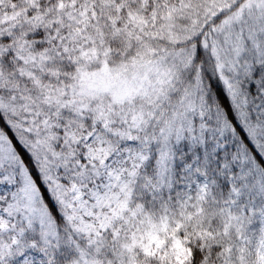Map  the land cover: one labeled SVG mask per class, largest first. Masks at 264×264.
<instances>
[{
	"label": "trees",
	"instance_id": "1",
	"mask_svg": "<svg viewBox=\"0 0 264 264\" xmlns=\"http://www.w3.org/2000/svg\"><path fill=\"white\" fill-rule=\"evenodd\" d=\"M189 1L131 0L129 3V0H0V18L7 23L15 17L18 21L25 14L34 20L35 28L30 41H19L30 45L26 52L34 60V80H39L42 86L56 89L70 85L85 71L93 72L86 78L98 75L101 66L100 50H106L104 52L107 54V51H112L116 60L121 52L125 53L129 58L127 64H123L125 66L130 63L133 55L144 56L149 60L163 55L167 51L166 40L172 35L167 33L168 29L163 24L172 17V13L179 16L178 4L182 6ZM190 23V18L187 21L178 17L176 25L182 27ZM172 30L174 32L175 28L172 27L170 32ZM0 40V46L6 48L9 44L6 42L9 41L3 38ZM246 45L248 51L242 57V60L245 59L244 65L230 77L216 70L217 61L213 56L208 62H204L201 54L195 57L188 70L192 74L191 79L187 77L186 69L177 65L175 79L168 87L171 91L169 89L167 94L150 95L147 99H136L133 102L136 110L141 108L140 111L150 112L152 116L149 118L147 132L138 131L136 135L131 134L129 139L143 137L144 140L156 141L161 139V132L165 137L183 136L181 129L193 126V117L203 114L209 117L213 128L220 117L230 122L231 126L225 131V136L235 129L239 145L237 152H229V156L236 155V163L247 166L249 161L257 157V152L264 155V143H258V138L264 136V118L250 119L248 108L245 107V104L250 106L253 103L247 85L252 81L254 73L260 70L264 79V52L257 53L256 45ZM154 51L155 54H148ZM8 57H11V67L10 72L5 74L11 78L13 71L18 72L22 64L14 52L4 54V59ZM181 68L182 74L179 76ZM185 82L186 89H182ZM217 86L225 88L226 95L233 97L230 101L232 111L241 119L253 144H249L243 133L231 122L232 112L225 98L218 95ZM191 103L196 105L197 112L192 113L190 124H187L181 121L180 114L185 113ZM105 104H96L103 115L109 108ZM90 112L91 115L93 110ZM68 116L63 114L64 119ZM112 125L124 138L128 126L119 123ZM9 127L1 118L0 132L16 148L14 131H9ZM215 131L222 134L219 129ZM110 144L112 151H115L113 142L110 141ZM254 164L264 170V164H260L258 159ZM207 171L210 177L212 170ZM180 175H170L167 182L162 183H158L150 174H141L139 171L123 179L121 173L116 178L115 183L128 190L130 201L127 202V210L123 211L122 218H116L113 227L108 229V226H104L94 238L112 240L115 232L113 229L119 230V226H123L126 221H138L143 234L148 238L144 242H132L133 245L128 249L115 246V254L106 256L104 264H264V203H260V195L251 193L255 191H244L240 198L234 199L227 189L221 190L210 184L200 215L171 217L167 220V215L173 211L168 209L169 206L173 207V198L178 194L183 197L189 182H195L194 176L181 179ZM65 196L71 198L70 189ZM90 216L96 219L97 211ZM90 216L81 219V216L73 213L66 225L61 224L63 231L59 233V247L57 250L50 249L55 257L53 264H68L66 259L72 260L78 256H81L85 264L87 258L82 253L89 250L88 241L84 238L89 225L86 226V223L97 225L96 221H89Z\"/></svg>",
	"mask_w": 264,
	"mask_h": 264
},
{
	"label": "rangeland",
	"instance_id": "2",
	"mask_svg": "<svg viewBox=\"0 0 264 264\" xmlns=\"http://www.w3.org/2000/svg\"><path fill=\"white\" fill-rule=\"evenodd\" d=\"M189 2L182 6L178 4V17L187 21L189 18L191 19L188 26L177 27L178 17L173 13L172 17L163 24V27L168 29L167 33L172 34L171 38L166 40L167 51L163 55L141 61L138 60L141 56L133 55L131 61L134 64L125 66L123 64H127L129 59L125 53L120 54L121 59L116 60L113 58L112 51H107V54L104 52L106 50L99 52L93 50L100 54V73L94 77L86 78L93 72L85 71L78 80L73 81L70 85H63L56 89L42 86L39 80H34V70H36L34 60L29 57L28 52H25L30 45L13 37L5 38L6 41L11 39L10 41L15 44L6 45V49L4 45L0 46V119L5 120L6 124L28 145L33 144L34 141L28 137L24 130L35 131V125H39L42 130L45 120L59 127H64L65 124L72 126L77 137L83 135L84 130L88 128L84 122L85 118L92 121L94 130L96 124H102L108 128V131L117 134L119 133L112 127V123H119L128 126L124 138H131L132 129L147 132L146 126L152 116L150 112L140 111L141 108L136 110L133 102L135 103L136 99H147L150 95L167 94L169 89L171 91V88L168 89V87L175 79L178 66L186 69V75L191 79L192 74L188 73V70L196 59L195 57L201 54L204 62H208L213 55L217 61L214 60L217 63L216 70L218 72L226 70L230 73L239 70L241 65H244L242 56L248 51L246 43L256 45L257 53L264 52V0H203L196 2L190 0ZM183 12L184 14L181 15ZM233 23L239 27L241 25L239 32L233 30ZM172 27L175 28L174 32L173 30L170 32ZM3 28L4 25L0 20V35ZM19 29L20 27L17 26V33ZM1 38H4L3 33ZM12 48L22 54L18 58L22 68L18 72L13 71V76L9 78L5 73L10 72L11 57L4 59V54L9 53ZM87 52L86 50L85 54ZM155 52L148 54H155ZM109 57L116 61L113 62ZM182 68L179 76L182 74ZM186 84L187 82L181 88L186 89ZM138 96L140 98H137ZM100 103H106L105 105L109 107L104 115L96 105ZM90 110H93L91 115ZM69 112H71L70 116H68ZM193 112H197L196 105L191 103L186 112L180 114L181 121L190 124ZM63 114L68 117L64 119ZM74 116L77 117L76 120H74ZM230 126V122L220 117L214 129H219L224 135ZM101 135L103 136V133ZM119 135L121 136V133ZM0 139L5 143L9 141L1 132ZM104 139L108 138L105 136ZM110 145L109 142V149L97 148L93 154L97 159H100L101 153H103L106 158L113 150ZM10 146L13 148L12 144ZM101 164H103V160H101ZM191 184H195V182H191ZM66 193L67 191L65 195ZM207 195L203 187L200 190L192 187L191 191L187 187L183 197L178 194L173 198V207H168L173 211H170L166 219L200 215L203 212L202 205L206 201ZM260 199L264 203V195H260ZM128 201H130V197L127 188L122 187L119 183H114L113 189L100 202L89 204L87 207L80 205L79 210L74 212L76 216H81V219L89 217L94 211L98 213L96 219L90 216L89 220L96 221L97 225L91 222L86 223V226L89 225L84 238L88 241L89 250L82 253V256L87 258L85 264H104V261H107L106 256L115 254L114 247L117 245L122 249H128L130 245H133L132 242L147 241L148 236L143 234L138 221H126L123 226H119V230L113 229L115 231L113 232L114 238L110 241L94 238L95 234L101 232L104 226H108L110 229L115 225L117 217L124 216L123 211L127 210ZM146 221L148 220L146 219ZM10 227H12L10 221H0V233H2L0 234V244L8 243ZM15 227L19 229L22 225L17 222ZM104 229L108 230L106 227ZM99 235L100 233L97 237ZM55 249L57 250L58 247ZM65 261L68 264H83L81 256Z\"/></svg>",
	"mask_w": 264,
	"mask_h": 264
},
{
	"label": "snow or ice",
	"instance_id": "3",
	"mask_svg": "<svg viewBox=\"0 0 264 264\" xmlns=\"http://www.w3.org/2000/svg\"><path fill=\"white\" fill-rule=\"evenodd\" d=\"M217 88L218 95L228 103L235 128L253 144L241 119L232 111L233 97L226 95L225 88ZM247 88L253 101L250 106L245 104L250 119L264 118V79L260 70ZM84 122L88 128L78 137L72 126L59 127L45 120L42 130L39 125L34 126L35 131L24 130L34 141L31 145L15 132L16 148L0 139V221L8 220L12 225L8 243L0 244V264H53L55 257L50 249L59 247L61 224L66 225L80 205L87 207L106 197L121 173L123 179L139 171L150 174L158 183L180 173L181 179L195 177V184L187 185L189 191L192 187L206 191L211 184L227 189L234 199L244 191L264 195V170L254 164L256 159L264 164V155L257 152L247 166L236 163V155L229 156V152H237L239 145L235 129L227 136L218 133L203 114L193 117V126L181 129L183 136L165 137L161 132V139L156 141L122 138L102 124H96L94 130L88 118ZM8 130L12 131L11 127ZM131 132L136 135L138 130ZM110 141L115 151L106 158L101 153L97 159L93 153L97 148L109 149ZM258 143H264V136L258 138ZM208 169L212 170L210 177ZM69 189L71 198L65 196ZM17 222L22 225L19 229L15 227Z\"/></svg>",
	"mask_w": 264,
	"mask_h": 264
}]
</instances>
